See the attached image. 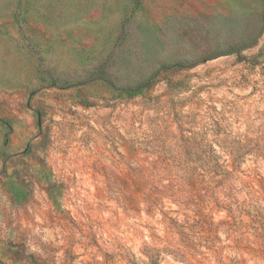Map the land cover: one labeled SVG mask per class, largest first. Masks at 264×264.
I'll return each mask as SVG.
<instances>
[{"label": "rangeland", "instance_id": "374dc122", "mask_svg": "<svg viewBox=\"0 0 264 264\" xmlns=\"http://www.w3.org/2000/svg\"><path fill=\"white\" fill-rule=\"evenodd\" d=\"M263 3L0 0V264H264Z\"/></svg>", "mask_w": 264, "mask_h": 264}, {"label": "trees", "instance_id": "16d2710c", "mask_svg": "<svg viewBox=\"0 0 264 264\" xmlns=\"http://www.w3.org/2000/svg\"><path fill=\"white\" fill-rule=\"evenodd\" d=\"M264 4V3H263ZM176 66H178V67H180V66H182L180 63H176V64H173V65H169V66H167L168 68H174V67H176ZM153 78H154V76H150L149 78H147L145 81H143L142 83H139V84H137L136 86H134L135 88H131V89H129V90H131V93L132 94H137L138 92H140L141 90H142V88L145 86H147V87H149L152 83H153ZM102 79H104V80H107V77H102ZM134 90V91H133ZM214 166H215V168H216V170L215 171H213L214 173H213V177H214V175L215 176H219V175H221L222 176V180H223V177L224 176H226V175H228L229 173H231L232 171H230L227 167H228V165H225L224 163L222 164V163H220V162H218V161H216L215 163H214ZM213 177H211V178H213ZM197 183H196V181L194 180V179H190V180H188V185L189 186H191L192 188L196 185ZM198 197H201L200 195H197ZM149 264H158V261L156 260V257H154V256H152V255H150L149 256Z\"/></svg>", "mask_w": 264, "mask_h": 264}]
</instances>
